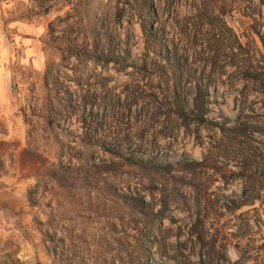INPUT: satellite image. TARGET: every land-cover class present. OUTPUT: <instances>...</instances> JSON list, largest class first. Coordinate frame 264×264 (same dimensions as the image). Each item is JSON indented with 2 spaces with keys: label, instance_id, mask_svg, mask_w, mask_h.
<instances>
[{
  "label": "rangeland",
  "instance_id": "374dc122",
  "mask_svg": "<svg viewBox=\"0 0 264 264\" xmlns=\"http://www.w3.org/2000/svg\"><path fill=\"white\" fill-rule=\"evenodd\" d=\"M240 147L264 0H0V264H243Z\"/></svg>",
  "mask_w": 264,
  "mask_h": 264
},
{
  "label": "trees",
  "instance_id": "16d2710c",
  "mask_svg": "<svg viewBox=\"0 0 264 264\" xmlns=\"http://www.w3.org/2000/svg\"><path fill=\"white\" fill-rule=\"evenodd\" d=\"M37 2V0H34ZM23 15H15L16 17H20ZM13 79V75H12ZM239 156L244 158V160L248 163V165L253 168V170H248L247 173H242L244 176H247V179H251L253 183V188H251L250 192L252 194L244 195L243 193H240V199L238 201L239 206L248 205L251 206L250 210L254 212L253 218H251V224L249 225V228L252 230L254 234H259V237L261 239V243L257 246L254 245V240H252L251 245L248 246V250L251 254H248L249 256H242L239 253V257L237 258V263L244 262L243 264H250L251 261L252 264H259L261 261V253L264 251V231H261L260 227L264 228V222L261 213L258 211L259 205H264V198H263V192H264V149L257 148L254 150L253 148L251 150H248L246 147H240L238 149H235ZM241 154V155H240ZM249 179V180H250ZM245 194V193H244ZM259 203L256 205V203ZM238 206V207H239ZM257 229L259 231H257ZM240 252V251H239ZM204 262V259H202ZM235 261V262H236ZM203 262H200L203 264ZM261 264V263H260Z\"/></svg>",
  "mask_w": 264,
  "mask_h": 264
}]
</instances>
